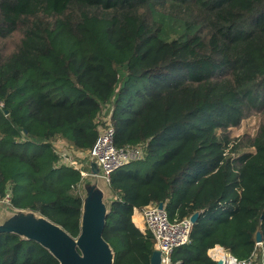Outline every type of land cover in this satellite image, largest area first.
Returning <instances> with one entry per match:
<instances>
[{
	"label": "trees",
	"instance_id": "trees-1",
	"mask_svg": "<svg viewBox=\"0 0 264 264\" xmlns=\"http://www.w3.org/2000/svg\"><path fill=\"white\" fill-rule=\"evenodd\" d=\"M0 103V201L76 238L82 170L58 152L90 151L110 121L116 146L143 147L110 178L114 264H151L133 214L161 203L172 221L199 213L176 264H217V246L247 259L258 232L264 252V0H0ZM0 264L60 263L0 234Z\"/></svg>",
	"mask_w": 264,
	"mask_h": 264
},
{
	"label": "water",
	"instance_id": "water-1",
	"mask_svg": "<svg viewBox=\"0 0 264 264\" xmlns=\"http://www.w3.org/2000/svg\"><path fill=\"white\" fill-rule=\"evenodd\" d=\"M80 195L83 201L80 234L75 238L62 226L30 209H17L0 201V234H15L47 249L60 264H114L115 251L104 238V229L112 211L114 196L103 178L101 164L90 155L82 161ZM164 204H159L162 209ZM199 213L191 216L195 224ZM257 242L262 234L257 233ZM151 264H161V253L155 249ZM217 264H222L218 261Z\"/></svg>",
	"mask_w": 264,
	"mask_h": 264
},
{
	"label": "built area",
	"instance_id": "built-area-1",
	"mask_svg": "<svg viewBox=\"0 0 264 264\" xmlns=\"http://www.w3.org/2000/svg\"><path fill=\"white\" fill-rule=\"evenodd\" d=\"M0 104L3 107V103ZM62 150L59 153L60 162L81 169L82 175H84L82 161L90 155L95 156L101 164L103 178L109 183L114 172L143 158V147L141 146H116L115 129L110 121L100 130L90 151L81 152L66 148ZM2 201L10 203V197L7 196ZM141 214L147 231L155 240L156 249L161 253V264H176L173 258L174 252L191 242V231L194 224L191 216L179 221H172L165 205L160 209L159 204L143 208ZM257 247L260 249L247 259H239L219 246L210 251V256L214 261H221L222 264H264L262 242H257ZM260 251L263 253L262 255L259 254Z\"/></svg>",
	"mask_w": 264,
	"mask_h": 264
},
{
	"label": "rangeland",
	"instance_id": "rangeland-1",
	"mask_svg": "<svg viewBox=\"0 0 264 264\" xmlns=\"http://www.w3.org/2000/svg\"><path fill=\"white\" fill-rule=\"evenodd\" d=\"M146 83H147L146 80L136 81V82H134V84H132V90H135L136 88H141ZM0 108H2V107L0 106ZM1 117H2V115H0V126H1V123H2ZM258 126H259V118L258 117H253V116L249 117L247 120H245L243 122L242 126L239 129H236L235 131H233V136L236 137L239 141L242 140V139L246 140L248 134L255 133V131L257 130ZM17 129H18V127H17ZM13 132L14 133L16 132L15 128H14ZM59 153L60 152H58V154ZM150 167H151V165L147 164L145 170L142 169L141 171H139L140 174L141 175H146V173L148 172V169H150ZM124 168H128L130 170L136 171L138 167H137V164L131 163V164L127 165ZM22 205L26 206V204H22Z\"/></svg>",
	"mask_w": 264,
	"mask_h": 264
},
{
	"label": "crops",
	"instance_id": "crops-1",
	"mask_svg": "<svg viewBox=\"0 0 264 264\" xmlns=\"http://www.w3.org/2000/svg\"><path fill=\"white\" fill-rule=\"evenodd\" d=\"M133 221L135 225L143 232L145 233L147 231L143 217L141 215V210L135 209L133 214Z\"/></svg>",
	"mask_w": 264,
	"mask_h": 264
}]
</instances>
